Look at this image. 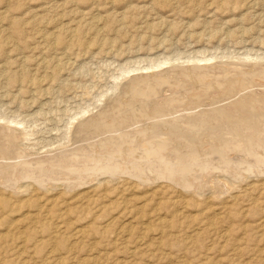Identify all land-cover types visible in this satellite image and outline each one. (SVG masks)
I'll return each mask as SVG.
<instances>
[{"label":"rangeland","instance_id":"obj_1","mask_svg":"<svg viewBox=\"0 0 264 264\" xmlns=\"http://www.w3.org/2000/svg\"><path fill=\"white\" fill-rule=\"evenodd\" d=\"M0 129V264H264V0H0Z\"/></svg>","mask_w":264,"mask_h":264},{"label":"bare ground","instance_id":"obj_2","mask_svg":"<svg viewBox=\"0 0 264 264\" xmlns=\"http://www.w3.org/2000/svg\"><path fill=\"white\" fill-rule=\"evenodd\" d=\"M196 62V61H195ZM160 65H161V63H160ZM190 66V65H189ZM155 68V67H154ZM236 78V77H235ZM247 80V79H246ZM243 81V80H242ZM207 89V88H206ZM259 94V93H258ZM252 97V96H251ZM259 98V97H258ZM230 100V99H229ZM234 101V100H233ZM244 101V100H243ZM256 102L258 101V100H255ZM261 101V100H260ZM239 102V101H238ZM250 102V101H249ZM254 102V101H253ZM259 102V101H258ZM237 103V102H236ZM242 103V102H241ZM255 103V102H254ZM233 104H235V103H233ZM240 105V104H239ZM243 105V104H242ZM246 105V104H245ZM244 106V105H243ZM158 107V106H157ZM248 107H249V105H248ZM234 108V107H233ZM236 108V107H235ZM234 108V109H235ZM262 108V107H261ZM197 109V108H196ZM239 109V108H238ZM241 109V108H240ZM244 109H245V107H244ZM243 109V110H244ZM251 109V108H250ZM233 110V109H232ZM237 110V109H236ZM242 110V111H243ZM235 111V110H234ZM241 111V110H240ZM239 111V112H240ZM195 112V111H194ZM190 113V112H189ZM211 113V112H210ZM229 113V112H228ZM235 113H237V111L235 112ZM183 114V113H182ZM212 114V113H211ZM232 114H233V112H232ZM180 115V114H179ZM234 115V114H233ZM232 115V116H233ZM236 115V114H235ZM202 116H204V118H205V115H202ZM201 116V117H202ZM206 116L207 117H209L208 116V113L206 114ZM237 116V115H236ZM242 116V115H241ZM176 117V116H175ZM178 117V116H177ZM225 118L227 117V116H224ZM221 118V117H220ZM230 118H232V117H230ZM206 119V118H205ZM236 119H237V117H236ZM243 119V118H242ZM230 120V119H229ZM238 120H240V119H238ZM205 121V120H204ZM235 121V120H234ZM244 121V120H243ZM109 122V121H108ZM187 122V121H186ZM249 122V121H248ZM235 123H237V122H235ZM234 123V124H235ZM260 123V122H259ZM242 124V123H241ZM240 125V124H239ZM247 125V124H246ZM252 125V124H251ZM254 125H256V124H254ZM8 126V125H7ZM173 126V125H172ZM150 127V126H149ZM178 127V126H177ZM252 128V127H251ZM14 129V128H13ZM126 129V128H125ZM143 129H144V127H143ZM183 129V128H182ZM1 130V129H0ZM145 130V129H144ZM200 130V129H199ZM135 131V130H134ZM142 131V130H141ZM147 131V130H146ZM127 132V131H126ZM142 132H144V131H142ZM149 132V131H148ZM145 133V132H144ZM212 133V132H211ZM259 133V132H258ZM125 134V133H124ZM155 134V133H154ZM10 135V134H9ZM126 135L127 134H125L124 136L126 137ZM145 135H147V134H145ZM119 136V135H118ZM123 136V135H122ZM122 136L120 137V138H122ZM124 136H123V138H124ZM188 136V135H187ZM112 137H114V136H112ZM116 137V136H115ZM130 138V137H129ZM149 138V137H148ZM156 138V137H155ZM217 138V137H216ZM104 139V138H103ZM237 139V138H236ZM250 139V138H249ZM111 140V139H110ZM118 140V139H117ZM121 140V139H120ZM130 140V139H129ZM190 140H192V139H190ZM214 140V139H213ZM98 141V140H97ZM130 141H132V140H130ZM149 141H152V139L150 140L149 139ZM159 141H160V139H159ZM248 141V140H247ZM92 142V141H91ZM103 142V141H102ZM123 142V141H122ZM125 142V141H124ZM153 142V141H152ZM155 142V141H154ZM157 142V141H156ZM155 142V143H156ZM174 142V141H173ZM197 142V141H196ZM205 142V141H204ZM263 143V142H262ZM1 144V143H0ZM98 144V143H97ZM151 143H149V145H150ZM152 144H154V143H152ZM160 144H162V142L160 143ZM160 144H154V147L155 146H157L156 148H158V150H159V148H163V147H159L160 146ZM131 145V144H130ZM163 145V144H162ZM226 145V144H225ZM164 146V145H163ZM215 146H216V144H215ZM94 147V146H93ZM142 147H143V145H142ZM151 147V146H150ZM64 148V147H63ZM156 148H154V149H156ZM165 148V147H164ZM198 148V147H197ZM22 149V148H21ZM107 149V148H106ZM112 149V148H111ZM125 149V148H124ZM218 149V148H217ZM64 150H65V148H64ZM157 150V149H156ZM190 150V149H189ZM257 150V149H256ZM154 151V150H153ZM197 151V150H196ZM26 152V151H25ZM159 152H161V150L159 151ZM203 152V151H202ZM242 152V151H241ZM51 153V152H50ZM157 153V152H156ZM38 154V153H37ZM40 154H43V153H40ZM47 154V153H46ZM49 154V153H48ZM47 154V155H48ZM160 154V153H159ZM203 154V153H202ZM258 154V153H257ZM20 155V154H19ZM52 155V154H51ZM73 155V154H72ZM76 155V154H75ZM179 155V154H178ZM214 155V154H213ZM240 155V154H239ZM245 155V154H244ZM35 156V155H34ZM54 156V155H53ZM50 157V156H47V157H44L45 159H43V160H41V159H37V160H33L32 161V159H30V160H24V158L22 159V158H20L18 161H14V159H13V161L14 162H10V163H3V162H1L0 161V169H12V170H10V171H16V172H11L12 173V175H11V178L12 177H14L15 178V174H17V176L16 177H28L29 175H33L34 174V172L35 171H38L39 173H42V174H44V172H45V167L44 168H42V165L44 166V165H48V166H54V165H57V167L59 168V156H56L55 155V157ZM68 156V155H67ZM70 156V155H69ZM161 156V155H160ZM163 156V155H162ZM235 156V155H234ZM238 156V155H237ZM241 156V155H240ZM24 157V156H23ZM30 157V156H29ZM33 157V156H32ZM39 157V156H38ZM71 157H74V156H71ZM77 157V156H76ZM90 157V156H89ZM96 157V156H95ZM102 157V156H101ZM212 157V156H211ZM19 158V157H18ZM79 158V157H78ZM162 158V157H161ZM237 158V157H236ZM240 159H241V157H239ZM6 159V158H5ZM11 159V158H10ZM35 159V158H34ZM62 159V158H61ZM160 159V158H159ZM246 159H247V157H246ZM252 159V158H251ZM250 159V160H251ZM261 159V158H260ZM131 160V159H130ZM6 162L8 161V160H5ZM12 161V160H11ZM42 161L44 162V163H42ZM73 161V160H72ZM148 161V160H147ZM167 161V160H166ZM198 161V160H197ZM234 161V160H233ZM237 161V160H236ZM252 162H254V161H252ZM2 163V164H1ZM142 163H143V161H142ZM157 163V162H156ZM236 163V162H235ZM239 163V162H238ZM153 164V163H152ZM162 164V163H161ZM173 164V163H172ZM231 164V163H230ZM248 164V163H247ZM167 165V164H166ZM188 165V164H187ZM232 165V164H231ZM233 165H234V163H233ZM126 166V165H125ZM129 166V165H128ZM197 166V165H196ZM213 166V165H212ZM216 166V165H215ZM4 167V168H3ZM18 167H20V168H18ZM47 167V166H46ZM56 167V166H55ZM131 167V166H130ZM235 167V166H234ZM19 170H18V169ZM49 168V167H48ZM175 168V167H174ZM225 168V167H224ZM228 168V167H227ZM47 169V168H46ZM138 170V169H137ZM170 170V169H169ZM24 171H33V172H31L30 174H27V175H25L23 172ZM48 171V170H47ZM166 171V170H165ZM176 171V170H175ZM220 171V170H219ZM241 171V170H240ZM7 172H9V171H7ZM134 172V171H133ZM143 172V171H142ZM221 172V171H220ZM27 173V172H26ZM132 173V172H131ZM144 173V172H143ZM150 173V172H149ZM194 173V172H193ZM2 174V173H1ZM146 174V173H145ZM158 174V173H157ZM161 174V173H160ZM183 174V173H182ZM197 174V173H196ZM203 174V173H202ZM207 174V173H206ZM15 175V176H14ZM141 175H143V174H141ZM169 175H172L171 173L169 174ZM178 175V174H177ZM205 175V174H204ZM233 175V174H232ZM4 176V178H5V176H8L7 174H5V175H3ZM42 176V175H41ZM189 176V175H188ZM8 178V177H7ZM196 178V177H195ZM6 179V178H5ZM9 179V178H8ZM7 179V180H8ZM15 179H17V178H15ZM22 179V178H21ZM32 179L33 180H35L33 177H32ZM186 179V178H185ZM217 180H215V186H217L218 188L217 189H219L220 188V186H222V185H226V183H225V181H223L220 177H217L216 178ZM1 180H2V178H1ZM20 180V179H19ZM18 180V181H19ZM37 180V179H36ZM9 181H11L10 179L8 180V182ZM202 181V180H201ZM37 182L40 184V186L41 185H45V183L47 182V180L42 176V177H38V180H37ZM206 182V181H205ZM214 182V181H213ZM196 183V182H195ZM29 185H31V184H29ZM1 186V185H0ZM32 186H33V184H32ZM187 186H188V184H187ZM26 186H23V188H25ZM28 187V186H27ZM37 187H38V185H37ZM42 187V186H41ZM228 187V186H227ZM22 188V189H23ZM31 188H34V187H31ZM39 188V187H38ZM190 188V187H189ZM203 188V187H202ZM205 188V187H204ZM203 188V189H204ZM21 188L19 187V190H20ZM36 189V188H35ZM42 188H40V190H41ZM51 189V188H50ZM49 189V190H50ZM188 189V188H187ZM223 189V188H222ZM52 190V189H51ZM21 191V190H20ZM23 191V190H22ZM27 191V190H26ZM26 191L24 192V193H26ZM38 191V190H37ZM47 191V190H46ZM4 192V191H3ZM22 193V192H21ZM214 193V192H213ZM4 194V193H3ZM48 194V193H47ZM5 195V194H4ZM7 195V194H6ZM48 204V203H47ZM44 206V205H43ZM42 206V208L44 209V207ZM41 208V207H40ZM44 212V211H43ZM76 231H78V230H76ZM78 233H80V232H78ZM77 234V233H76Z\"/></svg>","mask_w":264,"mask_h":264}]
</instances>
